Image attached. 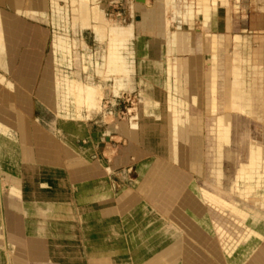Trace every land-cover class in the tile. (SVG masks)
I'll return each instance as SVG.
<instances>
[{"label": "crops", "instance_id": "crops-1", "mask_svg": "<svg viewBox=\"0 0 264 264\" xmlns=\"http://www.w3.org/2000/svg\"><path fill=\"white\" fill-rule=\"evenodd\" d=\"M72 1L0 0V264H208L202 245L210 228L203 229L197 218L208 209L223 258L231 259L217 264H264V233L256 229L264 219V179L258 183L249 153L224 187L225 150L215 152L210 137V178L195 197L185 189L186 167L177 171L155 158L150 144L157 141L163 157L202 173V121L188 106L201 105L197 95L203 83L211 113L221 115L216 113L217 52L227 48L229 36L208 29L213 13L218 7L227 11L229 0H124L129 18L116 28L121 35L114 39L122 46L128 42L129 58L122 50L114 66V39L100 38L93 21L80 23L73 9L85 6L93 12L106 0ZM176 22L200 26L199 45L212 53L206 69L204 58L190 48V33ZM183 52L189 56L177 57ZM227 56L222 106L227 109L228 102L229 110L241 112L236 101L243 60L235 49ZM123 93L151 95L140 102L134 139L111 128L120 119L108 122L106 112L98 117L96 110L101 95L114 104ZM161 178L168 182L164 199ZM145 205L158 207L157 214L142 225L145 230L130 231L129 222L145 215ZM161 206H167L163 212L173 223L166 230L154 225ZM176 216L183 222L181 235L174 234ZM233 219L242 234H230L225 222ZM143 231L152 233L149 245L130 246L134 235L125 233Z\"/></svg>", "mask_w": 264, "mask_h": 264}, {"label": "rangeland", "instance_id": "rangeland-1", "mask_svg": "<svg viewBox=\"0 0 264 264\" xmlns=\"http://www.w3.org/2000/svg\"><path fill=\"white\" fill-rule=\"evenodd\" d=\"M124 0H119L117 2L110 3L108 6V10L106 13V17L110 23L115 22L116 18H121V21L128 20V14L126 13V2ZM119 2V3H118ZM61 5H64V2H60ZM125 7V8H124ZM51 15V14H50ZM227 19L229 20L227 22ZM180 26V31H187L190 34L192 45L190 48L192 52L195 54H200L202 58H204V62L202 67L205 69L209 64L206 63L207 59H211L212 53L209 47L200 46L199 42L204 39V36L201 35L200 26L197 22L192 24V28H189V25L184 22H176ZM229 24V27H227ZM209 32L223 34V36H229L227 48L222 46L217 52V69H218V92H217V114H221L217 117L211 113L209 108V100L207 94L205 93V88H202L200 95H197V98L200 99V106L197 104L190 103L188 108L191 114H193L197 119L201 117L202 121V136H203V147H202V161H201V169L202 173L198 175L194 170L188 169V167L182 163L172 162V160L163 157L158 150V142H150L152 146H154L156 152L154 154L155 158H160L167 161L170 165H173L179 171L182 167H186L185 170L189 171L186 176L189 177V181L186 184V188L188 187L192 190L195 197L198 196V187L206 186L209 181V158L207 154V146L208 140L212 137L213 142L210 144L211 148L218 152L222 153V150H225L224 159H223V178L222 185L224 187L228 186L229 180L232 178L234 171L239 162L244 161L246 159V153H249L251 156V160L253 166L251 167L254 176H256L258 183L264 179V0H229V7L226 11L223 7H218V10L213 13L210 23H209ZM49 32V40H48V48L47 53H50V44L53 39V34L55 32L54 28L48 30ZM238 35L241 37V40L235 42L234 36ZM70 37H73V34H70ZM78 39V38H77ZM238 43L236 46L235 44ZM80 50L81 53L84 52L83 48L78 46L76 47ZM88 49H91L89 47ZM126 46L124 48L125 52H127V57L129 58L128 51L126 50ZM237 50L240 54V58L242 61L241 69H242V78L239 79V93L237 94V103L239 102V106L241 107L240 111H231L228 108L222 106V94H221V77L226 74L223 72L226 69V63L229 61L227 54H231L232 51ZM94 50V49H93ZM123 50V51H124ZM92 53L91 51H89ZM120 55V54H119ZM189 56V52L187 53H177V57L179 58H187ZM117 58H120L118 56ZM74 59V58H72ZM245 59V60H244ZM133 68H128V77L130 81H132ZM250 76V77H249ZM249 78L251 80V88L250 84L246 81ZM201 82H205V79L201 78ZM68 85H72V82L69 81ZM252 92V98H251ZM151 96L149 93H141L135 97L134 94L131 93H123L121 97L117 98L116 102L112 104L107 99H103V96L100 98V102L96 110H98V117L102 114L108 115L106 120L108 122L113 123L116 116L118 119L128 120L133 115L141 116V100L143 97ZM252 99V109L248 110L250 107V102ZM241 104V105H240ZM115 106V107H114ZM129 108H131L129 110ZM115 112L113 113L114 110ZM112 111V113H110ZM137 112V113H136ZM69 112V117L72 116V113ZM223 113V114H222ZM113 114V115H112ZM137 119V118H136ZM136 121V120H135ZM118 121H116L117 123ZM212 126V133H208V128ZM210 134V135H209ZM208 138V139H207ZM229 138V139H228ZM228 142L224 144L223 143ZM246 144L250 145L249 152L246 151ZM169 160V161H168ZM183 169V168H182ZM167 179H160V198H166L165 194L168 192ZM4 190V185H3ZM254 196V195H252ZM180 198V197H179ZM178 202L179 199L176 200V212L178 211ZM251 205V202H248ZM161 209L160 220L159 222H154V225L160 226L161 229H165L168 227L167 225H172V222L168 221V216L163 212V209H167V206L159 207ZM157 209L152 205H145L143 208V212L145 215L141 218L138 217V220L135 223L129 222V230H138V229H146L145 226L146 220H149L155 214H157ZM153 215V216H152ZM213 213L211 210L205 212L204 217H197L201 220V224L203 229H206V225H208L209 233H206L205 245H202L205 249L203 250L206 253L208 264H217L222 263V259H226V261L230 262L231 259L223 258V251L220 245V240L216 233L212 230V225L210 223V218ZM229 215V213L227 214ZM244 217V216H243ZM243 217L240 219V222H243ZM180 217L176 216L175 218V235H181L180 232L183 227L181 223L182 221L178 220ZM155 219V217H154ZM173 219V218H172ZM246 219V217H245ZM164 220V221H163ZM143 221H145L143 223ZM238 220H234L225 222L226 227L230 229V234H239L241 232V224ZM257 230L264 233V219L258 223ZM136 226V227H135ZM169 229V228H168ZM185 233V232H184ZM203 233V232H202ZM244 233V232H243ZM134 235L130 246L141 248V245L147 246L151 240L152 233H125V235ZM140 234H142L143 238H141ZM147 236V237H146ZM129 240V238L127 239ZM258 241V240H257ZM264 244V242H262ZM207 251V252H206Z\"/></svg>", "mask_w": 264, "mask_h": 264}, {"label": "bare ground", "instance_id": "bare-ground-1", "mask_svg": "<svg viewBox=\"0 0 264 264\" xmlns=\"http://www.w3.org/2000/svg\"><path fill=\"white\" fill-rule=\"evenodd\" d=\"M71 1V0H70ZM119 0H106L104 2V4L102 5V7L98 10H94L93 12L85 7L82 6L80 9L77 8L75 9V7L73 8L74 11H76V13L80 14L81 17V22L80 23H88L90 24L91 20L93 21V27H95V32L96 34L102 38L105 39V35H109L112 37V39L115 38L116 35L120 34V31L116 28H121L119 27V24L121 23V20L118 18L116 19L115 23H110L106 17H105V13L106 10L108 9V6L110 3L113 2H117ZM122 1V0H121ZM130 2V4L132 3L133 0H128ZM137 2H141L144 3V0H136ZM74 2V0L72 1ZM124 2V1H123ZM84 3V2H83ZM119 3V2H118ZM100 5V4H98ZM74 6V5H73ZM72 6V7H73ZM170 6V11L172 12V6ZM71 7V8H72ZM97 7V6H96ZM93 8V7H92ZM125 8V7H124ZM72 9V10H73ZM70 10V11H72ZM128 10V9H127ZM147 11V10H146ZM129 16V15H128ZM171 20V17H170ZM131 21V20H130ZM92 24V23H91ZM111 29V30H110ZM122 29V28H121ZM171 31V30H170ZM123 34V33H122ZM121 35V34H120ZM164 36V35H163ZM104 41V40H103ZM102 44L104 42H101ZM128 43V42H127ZM127 43H124L123 46L120 45L121 43H118L115 41V39L112 41L111 47L113 50L114 55L111 58L112 64L113 66L120 61V58H117L118 56H120L119 54L122 52V50H124L125 46L127 45ZM107 46V45H106ZM123 47V49H122ZM127 50V49H126ZM125 52V50L123 51ZM106 53V52H105ZM129 56V55H128ZM104 61V60H103ZM115 63V64H114ZM95 67V66H94ZM123 82V81H122ZM108 83V82H107ZM101 83H98V86L100 87ZM108 85V84H107ZM130 88V87H128ZM132 89H129V91H131ZM104 92V91H103ZM106 94V93H105ZM102 97V95H101ZM100 100V99H99ZM100 102V101H99ZM137 113V112H136ZM137 118V116L133 115L131 118H129L128 120H119L116 124H114V126L111 125V128L113 130H118L120 131L123 135H125L127 138H135L138 135V122L135 121V119ZM117 127V128H116Z\"/></svg>", "mask_w": 264, "mask_h": 264}]
</instances>
